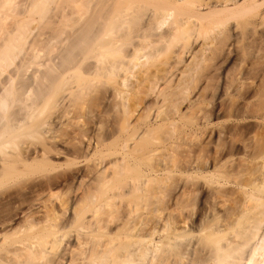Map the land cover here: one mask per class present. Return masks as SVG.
<instances>
[{
  "label": "bare ground",
  "instance_id": "6f19581e",
  "mask_svg": "<svg viewBox=\"0 0 264 264\" xmlns=\"http://www.w3.org/2000/svg\"><path fill=\"white\" fill-rule=\"evenodd\" d=\"M263 7L0 0V264H264Z\"/></svg>",
  "mask_w": 264,
  "mask_h": 264
},
{
  "label": "rangeland",
  "instance_id": "374dc122",
  "mask_svg": "<svg viewBox=\"0 0 264 264\" xmlns=\"http://www.w3.org/2000/svg\"><path fill=\"white\" fill-rule=\"evenodd\" d=\"M245 30L250 40L256 43L258 46L259 54L264 55V7L259 11H255L253 15L246 17L245 19ZM242 56L241 51L239 52V58ZM242 59V58H241ZM241 60L237 59L236 63Z\"/></svg>",
  "mask_w": 264,
  "mask_h": 264
}]
</instances>
